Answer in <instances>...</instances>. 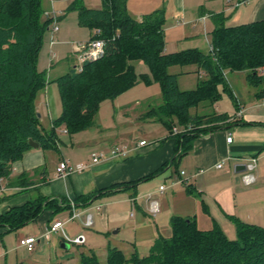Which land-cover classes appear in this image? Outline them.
<instances>
[{"label": "crops", "instance_id": "crops-1", "mask_svg": "<svg viewBox=\"0 0 264 264\" xmlns=\"http://www.w3.org/2000/svg\"><path fill=\"white\" fill-rule=\"evenodd\" d=\"M74 1L58 0L57 3V0H42L43 17L45 20H50L45 15L46 12L53 10L62 12ZM201 2L202 0H127L126 10L133 19L142 21L145 16L169 4L172 14L166 18L164 31L170 29L169 32L181 28H167L169 20L190 21L188 24H181L182 26H192L195 22L202 24L204 37L209 44L207 53L213 47L208 35L214 32L218 25L236 27L264 21V0H250L249 2L226 0L223 3V12L219 16H214L211 12L202 14V11L200 14L190 15L189 5L193 9L195 4L200 5ZM237 3L240 5L236 6ZM85 7L101 9L99 6ZM226 7L234 9L233 14L226 11ZM63 15L58 16L59 22L67 18ZM50 26L51 23L47 30L49 32ZM181 30L185 32V29ZM60 32L59 27L58 32L53 35V44L50 32L48 58L42 55L38 62V70L46 73L49 81L36 99L40 123L47 132L51 131L53 121L62 114L60 93L55 80L67 74L77 64L74 44L71 55L63 53L72 66L69 65L68 70L64 72L61 69L58 72L60 67L58 64L64 61V56H60L55 67L57 54L53 48L59 45L60 40H56L55 37ZM90 32L93 35L91 30ZM184 39L189 40L183 38L182 35V40L180 38L177 43ZM165 52L168 53L166 44ZM52 55H55L53 59ZM191 68L206 77V73L197 66L193 65ZM228 72L235 73V76L244 74L246 84L252 87V91L248 88H244V92L237 89V100H242L244 104L238 100L236 113L222 112L219 108L218 110L213 108L215 105L207 110L202 108L201 112L192 111L193 114L215 111L218 115H228L230 118L225 123H219V129L198 136L187 143L183 155L174 164H170L163 172L152 178L155 179L166 172L162 179H171L169 185L162 183L157 188L151 185L152 179L143 180L162 169L176 157L177 139L174 138L175 134L172 136L169 131L158 145L149 147V143L146 142V145L140 146V142L144 141L141 140L133 146L117 145L108 149L104 148L99 154L108 155L107 159L97 165H92L91 157L98 152L94 151L88 157H83L81 146L87 142H81L82 140H77V137L84 131L97 127L96 119L100 109L95 118V125L90 129L71 135L65 127L58 128L57 149L43 150L39 147V149L26 152L19 161L12 165L10 175L2 181L5 191L0 195V264H79L82 254L94 252L98 256V247L101 245L106 249L107 256L109 247H114L130 258L134 252L127 253L129 250L127 244L135 245L138 242L146 244L144 257L149 254L151 247L160 236L170 237L172 235V229L171 234H167V228L171 227V219L177 216L194 218L199 227L200 213L205 214L208 218L205 219L209 220L206 224L210 227L205 230L212 229L217 223L225 232L223 225L226 226L229 221L234 222L235 219L264 228V197H260V187L264 184V163L261 165L264 161V68L259 70L263 79L260 85H251L248 82L247 71H226L225 77L229 82V87L237 83V77H234L236 78L234 82L232 80L230 82L227 77ZM52 73H56V77ZM232 95L234 96L233 93ZM239 112L242 113L241 116ZM230 134L233 136L232 143L227 142ZM63 136L70 138L68 144L62 140ZM116 148H126L129 154L126 157H111V152ZM231 157L258 158L255 172L256 182L251 185H256V187L248 186L250 187L248 188L245 185H239V178L243 181V175L236 173L235 167L240 164L244 165V163L233 162L229 160ZM64 161L72 166L83 164L87 166V169L67 176L60 175L58 168ZM220 163H223L222 169L216 167ZM202 170L204 173H201ZM182 171L190 178L189 185L181 183ZM137 182L139 183L135 184ZM125 185L129 186L120 188ZM163 185L166 190L161 193L159 188ZM149 194L152 195V200L159 205V213L155 216L148 211L151 203L148 198ZM41 197L47 200L44 205L46 208L37 219L12 231L1 225L3 214ZM135 211L141 219L136 220ZM74 212L79 214V217L70 220ZM88 215H92L93 218L90 227L85 226ZM58 221L64 222V232L52 234L49 239H40L32 252L20 246L21 239L40 238ZM115 229L116 231L112 234ZM124 232L128 234L124 236ZM131 234L133 238L128 242L125 239ZM79 236L85 237L84 244L77 245L71 242Z\"/></svg>", "mask_w": 264, "mask_h": 264}, {"label": "trees", "instance_id": "trees-1", "mask_svg": "<svg viewBox=\"0 0 264 264\" xmlns=\"http://www.w3.org/2000/svg\"><path fill=\"white\" fill-rule=\"evenodd\" d=\"M126 1L102 0L101 9H88L82 0L71 5L70 10L78 12L79 25L93 32L92 39L105 41V53L86 62L82 72L72 68L55 80L62 114L47 132L41 126L36 99L49 82L46 73L38 70V60L51 19L42 20V0H0V180L32 150L30 141L43 150L57 149L58 128L63 126L72 135L94 127L102 102L115 100L139 83L138 61L149 67L163 92V103L145 117L161 121L172 136L176 122L194 127L191 132L174 135L177 145L172 163L143 180L163 172L183 155L187 143L219 129L218 124L230 118L215 111L192 113L212 108L221 99L218 86L228 89L226 71H247L251 85L263 83L259 70L264 68V21L236 27L218 25L212 43L216 60L198 49L168 54L165 10L137 21L128 14ZM96 30L100 31L97 36ZM193 65L203 70L206 78L199 80L195 90L180 91L177 76L169 69ZM46 201L41 197L11 209L2 215L1 225L10 231L23 227L42 214ZM234 223L237 238L230 240L217 223L202 230L194 218L173 217L172 235L160 236L148 255L133 253L127 258L121 250L109 247L107 264H264V228L236 219ZM79 264L102 263L91 252L82 254Z\"/></svg>", "mask_w": 264, "mask_h": 264}, {"label": "rangeland", "instance_id": "rangeland-1", "mask_svg": "<svg viewBox=\"0 0 264 264\" xmlns=\"http://www.w3.org/2000/svg\"><path fill=\"white\" fill-rule=\"evenodd\" d=\"M82 1L85 6H88L90 8H96V6H99L101 8L102 6V2H101L102 0H82ZM225 1L226 0H202L201 4L200 5L195 4V6H193V9L189 5L190 15L200 14V12L202 11V14L204 12L205 13L211 12V14L214 13V16L216 15L219 16L223 12V3ZM246 1L249 2L250 0H246ZM71 5L72 3L62 12L53 10L58 14V16H62L64 14L63 17H67L58 23L61 32L56 34L55 39L60 40L61 43L59 42V45L53 48L54 52L57 54V58L55 59L54 62L55 67L59 62L58 58L60 56H64L63 53L67 55H69L70 53L71 55V53L73 52L72 50L74 44L87 43L92 38L90 29L79 25L78 13L76 11L70 10ZM161 10H165L166 18H168L169 15L172 14L169 4L168 6L166 5L165 7H162ZM226 11H230V14H233L234 9H230V7H226ZM42 20L45 21V17H43ZM211 21H213L212 18ZM189 22L190 21L188 20L180 21V22L171 21V20L168 21L166 25L167 28L171 27V29H175V27H181L175 30H171L169 32L168 30L170 29L165 30V44L168 53H177L195 48L206 53L209 51V44L204 37L202 24H198L194 21L195 24H193L192 26H182L183 23L188 24ZM181 29H185V32H183ZM182 35L183 38H188L189 40L184 39L182 42L177 43V41L180 40V38L182 40ZM208 36H209V41L212 44L213 32L212 33L210 32ZM50 39H51L50 32L47 31L44 37V44L42 50L40 51L39 59L41 58L42 55H45L48 58V53L50 52V45H49ZM65 57L66 55L64 56V61L58 64V67L60 66L58 68V72L60 71L59 69H61L62 72L68 70V68L70 67L69 65H71L69 64V61L65 59ZM191 67L193 66H186V67L173 66L169 69L170 74L177 76V84H178V89L180 91L195 90L199 82L198 80L200 78L201 79L206 78L205 75H202L201 72L200 73L195 72V70H192ZM48 68L49 67L47 65V69ZM135 68H136V73L139 77V83L130 90L121 94L122 96L121 95L118 96L119 98L116 99L115 101H104L101 105L98 114L99 116L96 119L97 127L93 128L92 130L84 131L77 137V140H82L81 142H87V143H83L81 146V148H83L82 149L83 157L86 158L90 155L91 152L95 151L99 153L102 150H104V148L108 149L111 148L112 146H117V145L133 146L134 144L139 143L141 140L148 142L149 147L158 145L161 144V140H163L164 137L168 135V129L161 121L145 117L148 111L163 103L162 87L159 83L155 82L149 67L144 62L142 61L136 62ZM52 74L56 77V73H52ZM235 75H236L235 73H231V72H228L227 74V77L230 82L231 80L234 82V80L236 79L234 77H237V83L234 84L230 83L231 84L230 87H232L231 89L228 84L229 82H227L228 89H226V87H224L223 85L218 86V90L221 94V99L217 101V103L213 108L217 110L219 108L222 112L230 111L236 113L237 111L236 104L238 103V100L239 102H241V104H244L242 100L240 99L237 100L238 98L237 89L244 92V88H248L252 91V87L247 86L244 74L243 75L240 74L237 76ZM232 93L234 94V96L232 95ZM198 111L201 112L202 110L199 109ZM125 114L127 116H125ZM175 128L178 129V131L182 132L184 126L176 122ZM64 132L66 133L67 131ZM69 139L70 138L68 136H63L62 138V140L66 144H68ZM263 163L264 161L261 163V165ZM165 174L166 172L161 176L152 179L150 181L152 183L151 185L157 188L162 183L169 185L171 179L169 178L167 180L166 178L162 179V177H164L163 175ZM239 185H243V186L245 185L243 181H241V178H239ZM252 187L254 188L256 187V185L251 186V188ZM260 191H261L260 197H264V184L260 187ZM135 215H136V220L141 219V216L138 214V212L135 211ZM200 215L201 216L199 217V227H200L199 229L205 230L210 228L208 227L209 225L206 224L207 223L206 221H209L207 220L208 219L207 216L201 213ZM223 228L230 240H235L237 238L236 223H234L233 221H229V224L226 226L223 225ZM132 230L133 229L131 228L130 231ZM115 231L116 229L112 231V234ZM128 232H124L123 235L126 236ZM167 234H171L170 226H168L167 228ZM132 238L133 235L131 234L130 236H128V238L126 237L125 240H128L129 242L132 240ZM127 245L129 247L127 253L134 252L138 254L139 252V254H141L142 257L143 255H145L144 252H146V247L144 246H146V244H142L141 242H138L135 245L131 243H128ZM98 248H99L98 257L100 262L102 264H107L106 249L102 247V245L99 246Z\"/></svg>", "mask_w": 264, "mask_h": 264}, {"label": "built area", "instance_id": "built-area-1", "mask_svg": "<svg viewBox=\"0 0 264 264\" xmlns=\"http://www.w3.org/2000/svg\"><path fill=\"white\" fill-rule=\"evenodd\" d=\"M240 4H236V6H239ZM45 15L47 17H49L51 19V26H50V32L52 34V39H51V43H54V39H53V35L58 32L59 30V17L58 14L55 11L52 12H46ZM100 31L96 30L94 32V35H99ZM105 47H106V43L104 40L96 38V39H92L87 42V43H77L75 44V55L77 58V64L75 66V69L78 72H82L83 71V66L86 62H91V61H96L100 58H102L104 56L105 53ZM210 54H212L214 56V48L211 47L210 48ZM55 55H52V59L54 58ZM214 59L216 60L215 56ZM242 113L239 112V116H241ZM194 129L193 126H188L185 127L182 132L178 131V129L174 128V134H179V133H187V132H191ZM227 142L228 143H232L233 142V136L230 134L229 137L227 138ZM146 141H141L140 142V146H144L146 145ZM129 154V151L126 148H116L114 149L110 156L111 157H126ZM108 155H105L103 153L99 154V153H94L91 157V161H92V165H97L102 163L103 161H105L107 159ZM229 160H232L233 162L236 163H244V165L246 166V170L242 173L243 175V183L246 186H251L256 182V176H255V172L257 170V164H258V158L257 157H249V158H229ZM218 169H222L223 163H220L216 166ZM85 169H87V166L83 165V164H77L75 166L70 165L67 161H64L60 164L59 168H58V172L60 173V175L63 176H67L73 172H80V171H84ZM201 173H204V170L201 171ZM181 176H183V180L181 181V183L185 184V185H189L190 183V178L188 176H186V173L184 171L181 172ZM166 190V187L163 185L159 188V192H164ZM5 191V188L2 185V179L0 180V195ZM148 198L151 200V203L149 205V213L151 215H157L159 213V205L156 201L152 200V195L149 194ZM79 217V214H77L76 212L73 213L72 217L70 218V220H74L76 218ZM92 215H88L87 216V220L85 222V226L86 227H90L92 225ZM64 228V222L62 221H58L55 222L49 229H47L45 231V233L40 237V238H36V237H28L25 239H21L20 240V246L26 248L29 252L34 251V246L35 244L40 241V239L44 238V239H49V237L52 234L58 233V232H64L63 231ZM71 242H73L74 244L77 245H82L85 243V237L84 236H79L74 240H71Z\"/></svg>", "mask_w": 264, "mask_h": 264}, {"label": "water", "instance_id": "water-1", "mask_svg": "<svg viewBox=\"0 0 264 264\" xmlns=\"http://www.w3.org/2000/svg\"><path fill=\"white\" fill-rule=\"evenodd\" d=\"M40 117V115H39ZM30 145L32 147V149H39L40 145L36 142L30 141ZM246 170V166L243 164L240 165H236L235 167V172L236 173H243Z\"/></svg>", "mask_w": 264, "mask_h": 264}]
</instances>
